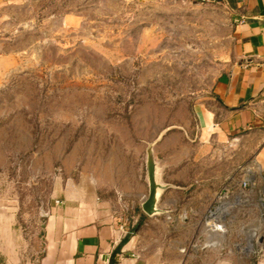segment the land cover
<instances>
[{"label":"rangeland","instance_id":"obj_1","mask_svg":"<svg viewBox=\"0 0 264 264\" xmlns=\"http://www.w3.org/2000/svg\"><path fill=\"white\" fill-rule=\"evenodd\" d=\"M232 28L222 6L180 0H0V198L15 203L27 263L42 256L58 191L101 174L114 136H146L149 120L154 140L191 118L231 57ZM253 139L192 159V183L208 177L213 191L242 177L260 145ZM255 184L231 210L226 238H214L248 255L264 253V185Z\"/></svg>","mask_w":264,"mask_h":264},{"label":"crops","instance_id":"obj_2","mask_svg":"<svg viewBox=\"0 0 264 264\" xmlns=\"http://www.w3.org/2000/svg\"><path fill=\"white\" fill-rule=\"evenodd\" d=\"M180 1L227 9L234 48L206 98L194 104L191 118L169 125L154 147L157 180L170 186L158 203L162 213L147 217L140 208L148 194L145 149L153 141L147 120L146 136L128 129L119 139L114 136L101 174L96 168L78 183H64L44 220L38 264H264L261 246L249 255L235 243L231 251L224 239L212 248H200V239L189 247L190 233L202 230V218L218 192L239 190L248 175L264 185V0ZM247 136L260 145L242 177L232 184L229 177L213 191L208 177L192 183V159L202 152L214 156L219 145ZM124 222L136 223V231L119 246L124 236L118 227ZM27 246L15 203L0 198V264H29Z\"/></svg>","mask_w":264,"mask_h":264},{"label":"built area","instance_id":"obj_3","mask_svg":"<svg viewBox=\"0 0 264 264\" xmlns=\"http://www.w3.org/2000/svg\"><path fill=\"white\" fill-rule=\"evenodd\" d=\"M255 185L254 179L248 175L240 181L239 190L225 188L215 195L201 221L200 248H212L217 245L214 238L227 235L231 210H239L247 205L251 200V190ZM262 201L263 199L260 198V207L264 206ZM133 226L134 223L124 222L120 224L118 231L125 237L131 234ZM195 246L194 242L189 244V247Z\"/></svg>","mask_w":264,"mask_h":264},{"label":"water","instance_id":"obj_4","mask_svg":"<svg viewBox=\"0 0 264 264\" xmlns=\"http://www.w3.org/2000/svg\"><path fill=\"white\" fill-rule=\"evenodd\" d=\"M170 129V127L165 128L162 130L157 137L146 144L145 149V165H146V175H147V183H148V194L144 201L141 203L140 208L141 211L147 217H154L162 213V211L158 208V203L162 193L168 189L169 185H163L157 180L156 175V165L153 158V151L155 145L162 139L163 135ZM47 216V215H45ZM180 220L183 223L187 222V217H180ZM257 237V234L254 232L250 235V242L251 245L253 244L252 241L254 238ZM259 243L263 242V237L261 236L258 239Z\"/></svg>","mask_w":264,"mask_h":264},{"label":"trees","instance_id":"obj_5","mask_svg":"<svg viewBox=\"0 0 264 264\" xmlns=\"http://www.w3.org/2000/svg\"><path fill=\"white\" fill-rule=\"evenodd\" d=\"M127 217H128L129 219L132 218V217H129V216H127ZM135 231H136V223L134 224L133 228L131 229V234H130V235H126V236L122 239V241L120 242V245H119V246L123 245V244L127 241V239H128L131 235H133V234L135 233Z\"/></svg>","mask_w":264,"mask_h":264}]
</instances>
